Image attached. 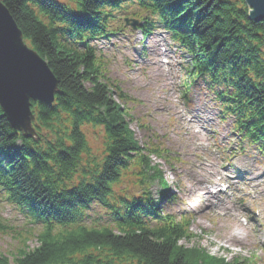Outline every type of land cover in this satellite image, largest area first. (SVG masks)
Wrapping results in <instances>:
<instances>
[{"label": "trees", "instance_id": "obj_1", "mask_svg": "<svg viewBox=\"0 0 264 264\" xmlns=\"http://www.w3.org/2000/svg\"><path fill=\"white\" fill-rule=\"evenodd\" d=\"M2 1L58 91L50 105L31 103L38 139L11 128L0 109V202L24 217L37 242L11 259L0 254V264H236L180 242L190 238L189 216L162 211L175 195L143 155L160 149L136 140L126 93L105 78L99 47L126 32V17L138 20L143 38L165 31L190 57V77L214 93L234 137L264 155V20H250L244 0ZM88 127L103 133L100 156ZM134 169V191L115 189ZM155 180L156 199L148 189Z\"/></svg>", "mask_w": 264, "mask_h": 264}, {"label": "rangeland", "instance_id": "obj_2", "mask_svg": "<svg viewBox=\"0 0 264 264\" xmlns=\"http://www.w3.org/2000/svg\"><path fill=\"white\" fill-rule=\"evenodd\" d=\"M125 31L99 47L104 76L126 93L122 103L130 113L128 124L139 145L160 149L161 156L147 151L143 155L162 171L168 196L175 195L173 200L161 201L162 211L176 219L189 216L190 238L180 242L187 247L198 245L208 255L237 260L236 264H264V155L234 137L231 120L220 116L214 93L202 80L193 82L189 56L167 33L157 29L143 39L137 29L127 26ZM86 135L91 150L100 156L101 129L88 127ZM198 168L199 178L193 173ZM135 171L123 175L115 189L132 187L134 191L133 181L139 178ZM201 177L208 181V192L219 198L201 202L196 191L203 186ZM218 181L220 185H213ZM148 189L156 199L157 180ZM225 209L232 211L244 229L239 245L219 237L218 223L223 222L230 232L237 224L225 216ZM0 218L6 227L0 229V254L11 259L19 247L37 246L32 234L36 230L13 206L0 202Z\"/></svg>", "mask_w": 264, "mask_h": 264}, {"label": "water", "instance_id": "obj_3", "mask_svg": "<svg viewBox=\"0 0 264 264\" xmlns=\"http://www.w3.org/2000/svg\"><path fill=\"white\" fill-rule=\"evenodd\" d=\"M248 18L264 20V0H244ZM136 27V20L125 18ZM58 81L47 62L23 40V34L9 9L0 0V109L7 122L26 138L38 139L32 121V102L50 105Z\"/></svg>", "mask_w": 264, "mask_h": 264}, {"label": "bare ground", "instance_id": "obj_4", "mask_svg": "<svg viewBox=\"0 0 264 264\" xmlns=\"http://www.w3.org/2000/svg\"><path fill=\"white\" fill-rule=\"evenodd\" d=\"M189 132L193 133V130L188 129ZM195 134V133H193ZM199 168L195 171H193L194 175L199 178ZM208 181H205L202 177L199 180V184L203 185L201 188L197 187V192H198V197L201 200V202L204 204L205 203H210L212 201L213 198H219V194L217 195H212L211 193L208 192L207 187H206V183ZM210 198V201H209ZM225 216L229 217L232 220L236 221V217L234 214H232L230 209H225ZM200 216V215H199ZM237 224H235L234 226V231H228L225 228V225L222 223H218L219 226H217V228H220L221 231L219 232V237L223 238L225 241L230 242L232 244H237L239 245V243L242 242V238L244 236V229L243 227L236 221Z\"/></svg>", "mask_w": 264, "mask_h": 264}]
</instances>
